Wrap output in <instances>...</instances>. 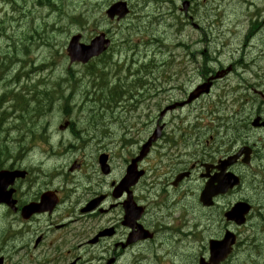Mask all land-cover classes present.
I'll list each match as a JSON object with an SVG mask.
<instances>
[{
  "label": "rangeland",
  "instance_id": "1",
  "mask_svg": "<svg viewBox=\"0 0 264 264\" xmlns=\"http://www.w3.org/2000/svg\"><path fill=\"white\" fill-rule=\"evenodd\" d=\"M44 1H21L22 7L14 10L11 3L0 0V76L5 77L11 86L8 89L2 85L4 81L0 83V97L7 96L0 105V148L9 145L10 149L15 150L11 148L15 143L12 139L26 131L33 137L38 124H41L39 132L45 127L51 132L52 141L56 142L55 147L58 150L62 141L66 147L74 143L71 130L62 132L65 134L58 131L68 120L64 118L67 116L64 110L65 100L54 102L57 97H68L71 94L73 98L68 103L69 119L76 123L74 129L83 130V136L87 139L85 148L76 155L81 159L86 156L87 159H92V162L99 150H106L112 157L114 170L107 184L113 179L122 178L128 166L127 158L134 149L131 143L122 148V141L126 138L134 141L136 135L137 150L140 142L148 137L152 129L153 116L157 117L160 110L168 106L169 100L177 95V92H174L166 96V99L150 104L148 98L154 85L144 81L151 73L148 68L143 69L142 66L151 61L155 66L164 65L153 73L154 78L161 81L160 77L165 76L164 69L166 74L171 76V80L166 81L165 89L174 86L189 90L201 83L204 77H215L221 70L227 71L233 67L231 73L227 72L216 80L215 88L209 93L211 95H205V98L194 105L198 107L197 110L187 108L183 112V118L190 115L187 121L191 123L190 126L198 124L204 132L201 140L196 142V145H200L187 150L188 157L183 162L187 163L188 167L181 170H189L194 163L203 161L200 155L196 156L198 152L194 155L196 148L204 151V160L209 161L210 154L216 146L218 148V142L227 141L228 136L232 134V123L235 120L240 122V116L231 118L233 105H237L239 110L245 99L243 94H238L240 96L235 98L229 90L237 85L248 86L253 82L250 80L252 76L248 75L246 84L239 79L237 82L232 81L234 74L241 75L243 67L252 68V71L259 67L264 68V0H196L198 4L202 3L199 8L194 5V0H189L191 5L193 3L191 23L202 27L198 30L193 25L191 27L190 21L180 15L182 0H126L131 6L132 14L125 21L114 24L107 21L105 11L118 0H49L51 5H55L54 9L59 8V12L49 9L43 4ZM73 15L82 18L84 16L87 24H72ZM254 22L262 25L251 29ZM211 24L213 25L209 27ZM177 31L183 33L179 35ZM100 32H108L113 40L114 49L108 53V58L112 57V63L119 64L98 65L106 72L102 79L96 74H89L86 66L72 65L67 54L71 37L81 34V42L88 44L90 39ZM250 46L253 47L252 52L248 51ZM207 54L212 62L206 59ZM261 54L263 55L253 66V60ZM260 75H264V70ZM66 78H71L72 81L63 82ZM255 80L254 84L261 82L258 77ZM60 82L61 90L58 89ZM209 83L211 82L208 80L206 84ZM56 89L57 91L53 92ZM47 91L50 94H45ZM136 99L141 107L145 108L143 113L148 112L145 118L141 117L143 113L139 106L136 113ZM39 101L41 105H38ZM26 102L28 105L22 110L21 104L25 106ZM38 109L43 115L37 118ZM215 112L228 119V126L220 130L222 124L214 120L218 115L214 116ZM179 114L180 111L167 119L169 133L177 131ZM200 115L204 120H197L196 117ZM10 126H15V129L22 132H13ZM140 128L142 130L139 131ZM187 131L189 134L193 133V130ZM104 134L109 136L103 139ZM187 136L189 139L180 138V143L184 146L194 143V138ZM100 143L102 145L98 146ZM40 147L42 148L41 145ZM62 149L65 151V148ZM167 154L168 156H165ZM68 156V160H72L75 154L71 152ZM178 162L179 154H169L161 146H157L150 160L141 164L140 167L146 171L137 190L138 196L142 197V205L150 203V199L143 195L149 198L146 191L151 181L160 176L164 178L166 174L170 177L172 172L179 168ZM60 169L65 171V166ZM198 171L194 181L199 176L200 169ZM257 199L256 205L262 206L264 199ZM177 216L178 214L169 221L174 230L182 221L189 219L184 232L189 231L190 235L184 237L185 241L180 247H171L173 244H167V239L159 236L155 241L136 248V264H199V256H208L209 237L218 239L222 236L220 228L216 227L217 224L213 225V229L202 227L203 225L194 226L196 216L199 220L201 216L191 209L189 215H185L187 217L179 219ZM217 218L220 219L218 216ZM98 224L108 225L106 219L102 218L101 222L79 221L75 227L79 229L83 225L89 230H94ZM252 226L253 234L250 238L254 240L259 237V242L254 240L258 247L236 251L235 256L239 258L233 261V264H264V241L260 239L261 237L264 240V223H252ZM3 227L6 229L0 224V229ZM215 228L217 229L214 230ZM121 234L125 232L122 231ZM162 243L166 244L160 247ZM82 250L72 249L71 258L82 256L81 264H97L96 260L90 262L92 255ZM51 252L44 248L45 264H52L47 256V253ZM155 255L161 256H157L159 261L155 260ZM39 258L42 259V256ZM131 261V257L127 256L119 264H128Z\"/></svg>",
  "mask_w": 264,
  "mask_h": 264
},
{
  "label": "flooded vegetation",
  "instance_id": "2",
  "mask_svg": "<svg viewBox=\"0 0 264 264\" xmlns=\"http://www.w3.org/2000/svg\"><path fill=\"white\" fill-rule=\"evenodd\" d=\"M206 58L212 62L209 54ZM259 79L261 82L258 84H254L256 80H252L253 82L248 86L241 85V90L234 97L243 94L254 102L264 104V89L262 88L264 79L262 77ZM243 83L246 84V81ZM160 90L162 89L158 91ZM165 95L166 91L162 90L156 94V98L161 100ZM259 103L246 105L244 100L239 110L237 105H234L231 118L240 116V122L235 120L232 123V134L228 136L226 142L225 140L218 142V148L216 146L210 154L209 161L204 160V151L196 148L194 155L198 152L196 156L200 155L203 161L194 163L189 170H181L188 167L183 160L188 157L187 150L200 145H196V142L201 139H195L194 143H187L186 146L182 145L180 138L189 139L188 134H184V131L178 128L174 133H169L168 123L165 122L173 114H168L164 119L165 128L162 136L152 148L153 151L158 145L169 154H179V168L175 171L176 176L190 175L180 183L185 187L184 199L187 200L190 195H194L198 209L194 205L190 208L201 216L200 220L197 219L199 224L196 220L194 225L208 226L209 229H213V225L217 224L216 227L220 228L222 235L218 239H222L223 236L235 239L232 253L234 256L230 258L229 263L239 258L235 256L236 251H245L252 246L258 247L259 237L254 239L257 242L250 238L253 234L252 223H264V203L262 206L256 205L257 198L264 199V108ZM154 119L150 133H154L159 126V117ZM171 140L174 142H170ZM83 149L82 145H74V151L81 152ZM176 150L181 152H176ZM23 151L30 156L29 160L27 155H24L23 163L9 164L11 170L21 169L26 172L25 178L17 179L11 187L14 190L13 198L16 201V209L14 211L6 205H0V220H2L0 224L6 227V229L4 227L0 229L1 264H45L44 248L52 251L47 253L52 264H70L74 261L81 264L82 256L71 258L70 254L75 248L83 249L82 252H88V254L95 249L93 254L97 264H119L126 252L136 248V244L129 247L123 246L128 233L127 228L122 224L123 202L126 197L123 195L114 201L116 200L113 196L115 185L121 178L113 179L107 184V180L113 175V166L110 174L104 175L100 170L98 160L91 162L92 159H88L85 162V157L81 160L75 156L73 160L63 161L61 166H65L66 175H64V171L62 172V169L55 164L52 165L50 171L47 168L43 169L42 162L36 160L29 148ZM153 152L150 153L151 156ZM134 157L136 153L132 158ZM60 162V160L57 161V164ZM126 162L129 163V161ZM199 169V176L194 181L193 178ZM180 184L173 187V182H171L174 189H178ZM210 187L214 192L212 205L205 207L201 203V197ZM132 191L134 200L140 203L136 187ZM99 199L100 202L96 205L97 207L100 205L98 208L85 211L89 204ZM156 199L160 201L154 204L153 209L158 211L155 210L151 218L155 237H157V225L160 224V229H163L166 208L163 193L156 191ZM186 203L190 204L191 201ZM30 205L37 211H43L46 208V212L32 214L29 219H24L22 210ZM176 206L187 209L182 198L173 204V212L176 211ZM9 218H11L10 221H8ZM102 218L106 219L108 225L98 224L94 230H89L83 225L79 229L75 227L76 222H90V220L101 222ZM143 223L148 227L145 222ZM109 228L112 229L110 234ZM104 231L108 232V235L100 234ZM122 231L125 234H121ZM260 239L264 241L261 237ZM171 240L179 246L178 238ZM40 256L42 259L39 258Z\"/></svg>",
  "mask_w": 264,
  "mask_h": 264
},
{
  "label": "water",
  "instance_id": "3",
  "mask_svg": "<svg viewBox=\"0 0 264 264\" xmlns=\"http://www.w3.org/2000/svg\"><path fill=\"white\" fill-rule=\"evenodd\" d=\"M187 6V5H186ZM129 13L127 3L120 2L117 4H114L110 7V9L107 11V15L111 20H114L115 17H118V19H123L127 16ZM80 37H74L69 44L68 47V54L70 57L71 62H81L83 64L88 63L93 57L99 56L102 54L107 47L109 46L110 42L105 40V36L101 35L100 37L96 38L91 45H81L79 44ZM149 145L145 147L143 150L141 157L136 160L133 165L128 170V175L125 179V181L122 183V187L127 190L131 186H133L135 183L137 184L139 179L143 176V172H139L137 169V163L138 161L142 160V158L146 155L148 151ZM20 174L18 173H0V203H7L9 205H12L11 202V193L6 192L7 187L13 183L14 179L18 177ZM210 198L209 195H205L203 198L205 201H208ZM126 212H127V225H132L133 222L140 219L142 215L143 209L136 207V214H135V205L130 200L126 204ZM46 210V208L43 209V211ZM37 211V210H36ZM141 228H139V232H141ZM146 236H143L141 234L140 238L138 239H144ZM233 244V241L231 240H225L223 243L216 245L215 242H211L210 246V252H211V259L209 264H220V262L224 261L228 255L230 254V249ZM201 264H208L204 263L202 261Z\"/></svg>",
  "mask_w": 264,
  "mask_h": 264
},
{
  "label": "trees",
  "instance_id": "4",
  "mask_svg": "<svg viewBox=\"0 0 264 264\" xmlns=\"http://www.w3.org/2000/svg\"><path fill=\"white\" fill-rule=\"evenodd\" d=\"M46 1V0H45ZM48 2H49V0H47ZM68 81H72V79L70 78V79H68ZM60 85H61V82H60ZM29 102V101H28ZM28 105V103L26 102V104H25V106H23V104H22V110L24 109V107H26ZM37 112H41V110H37Z\"/></svg>",
  "mask_w": 264,
  "mask_h": 264
},
{
  "label": "bare ground",
  "instance_id": "5",
  "mask_svg": "<svg viewBox=\"0 0 264 264\" xmlns=\"http://www.w3.org/2000/svg\"><path fill=\"white\" fill-rule=\"evenodd\" d=\"M37 102V101H36ZM47 126V125H46ZM11 127V126H10ZM53 172V171H52ZM56 176V175H55ZM79 201V200H78Z\"/></svg>",
  "mask_w": 264,
  "mask_h": 264
}]
</instances>
